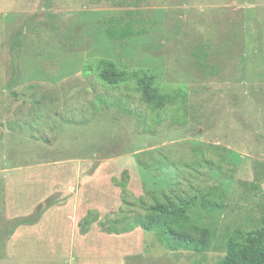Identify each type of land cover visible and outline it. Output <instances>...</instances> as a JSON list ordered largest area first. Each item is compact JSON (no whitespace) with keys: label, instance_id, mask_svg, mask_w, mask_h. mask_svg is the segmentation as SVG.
<instances>
[{"label":"rangeland","instance_id":"374dc122","mask_svg":"<svg viewBox=\"0 0 264 264\" xmlns=\"http://www.w3.org/2000/svg\"><path fill=\"white\" fill-rule=\"evenodd\" d=\"M112 17L142 35L110 39ZM103 58L170 102L105 83ZM213 189L223 209L190 213L207 251L123 231ZM263 204L264 0H0V264H217Z\"/></svg>","mask_w":264,"mask_h":264},{"label":"trees","instance_id":"16d2710c","mask_svg":"<svg viewBox=\"0 0 264 264\" xmlns=\"http://www.w3.org/2000/svg\"><path fill=\"white\" fill-rule=\"evenodd\" d=\"M140 22L143 20H135L134 17H112L108 21L106 34L113 40L140 36L143 33L142 27H139ZM98 71L99 78L111 85L134 79L143 102L149 105L152 111L161 110L171 100L168 94L162 93L155 85L154 75L145 71L123 69L113 60L106 58L98 61ZM125 107L120 105L122 110L128 112ZM213 190L203 194L198 201H186L178 194H165L162 199L157 198L149 205L145 202L146 213L131 222L128 221L123 231L141 227L147 231H155L159 240L171 250L190 249L199 253L207 251L212 243L214 231L208 226L196 225L191 220L190 213L196 208L207 212L223 209L221 192ZM217 264H264V204L261 225L229 237L226 242V255Z\"/></svg>","mask_w":264,"mask_h":264}]
</instances>
